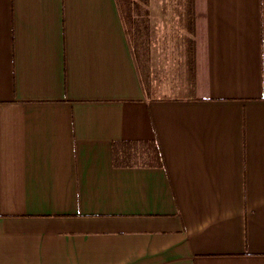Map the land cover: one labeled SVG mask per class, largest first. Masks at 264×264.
<instances>
[{"label":"crops","instance_id":"obj_1","mask_svg":"<svg viewBox=\"0 0 264 264\" xmlns=\"http://www.w3.org/2000/svg\"><path fill=\"white\" fill-rule=\"evenodd\" d=\"M133 13L0 0V264H264V0Z\"/></svg>","mask_w":264,"mask_h":264},{"label":"rangeland","instance_id":"obj_2","mask_svg":"<svg viewBox=\"0 0 264 264\" xmlns=\"http://www.w3.org/2000/svg\"><path fill=\"white\" fill-rule=\"evenodd\" d=\"M137 15L139 20L137 28L141 30L142 36L145 35L147 38L152 36L150 34L156 35L155 31H157V29L159 31L158 33L161 32L163 36L172 38L178 36L180 32H183V23H181V18L178 14L162 15L154 13H139ZM183 20L185 19L183 18ZM137 28H135L134 25L128 27V36L132 42L134 41L136 43L135 45H137V39L135 37L136 34L134 35V33Z\"/></svg>","mask_w":264,"mask_h":264},{"label":"trees","instance_id":"obj_3","mask_svg":"<svg viewBox=\"0 0 264 264\" xmlns=\"http://www.w3.org/2000/svg\"><path fill=\"white\" fill-rule=\"evenodd\" d=\"M137 1L138 0H116L117 6L119 8L120 16L123 22V25L125 27V31H127L128 34V27H131L132 25L137 28L138 15L133 13V9H137ZM139 29L137 28L136 31ZM135 31V33H136ZM157 158H159L160 154L157 153ZM158 163H160V160H158Z\"/></svg>","mask_w":264,"mask_h":264}]
</instances>
